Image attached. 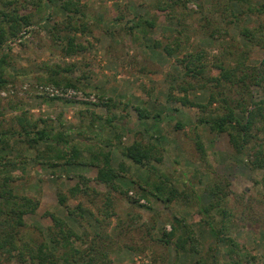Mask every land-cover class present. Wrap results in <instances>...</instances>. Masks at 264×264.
I'll return each mask as SVG.
<instances>
[{
	"label": "rangeland",
	"instance_id": "obj_1",
	"mask_svg": "<svg viewBox=\"0 0 264 264\" xmlns=\"http://www.w3.org/2000/svg\"><path fill=\"white\" fill-rule=\"evenodd\" d=\"M200 1L192 0L188 3L194 12L186 14L184 21H194ZM80 2L90 15L88 27L91 29V32L77 35V41L85 45L81 53L64 55L61 41L52 37L49 31L50 26L55 21H61L65 15L56 2L47 10L50 13L47 19H43L47 12H39L35 16V24L22 32L23 37L10 43V71L14 73V78L0 90V130L16 121V115L23 114L28 121H36L38 127L51 128L53 133L59 130L67 132L71 142L85 149L80 155L84 157L89 155L86 148L96 150L98 144H106L109 140V146H105L104 150L110 149L114 164L118 165L122 161L128 167L119 182L127 189L128 196L138 199L145 206L128 201L125 195L112 193L113 203L109 210L114 214L108 216L102 212L105 186L94 181V167L71 164L57 167L52 172L27 159L23 163L26 165L24 174L15 172L14 188L19 193L25 192L39 199V207L36 213L25 215L26 222H37L42 226L50 224V218L43 216L45 211L65 216L64 208L56 202V188L58 186L66 191L76 183L77 175L80 174L89 178V184L100 190L101 195L78 192L68 197L67 203L71 206L81 203L90 209L93 215L86 213V220H81L83 226L90 221L98 228V222L94 221L97 218L101 222L100 233L108 234L109 238L105 239L109 246L100 247L104 252L98 264H195L199 256H205V249L211 244L212 235L206 232V228H203L202 234H205L199 254H177L171 244L161 243L158 237L162 227L170 229L167 221L171 212L179 211L189 224H193L195 215L192 213L196 211L198 201H208L205 189L211 186V180L217 181L221 177L230 183L228 205L232 214L227 230L239 248V253L233 254L241 259L242 264H264V230L261 229L264 224L261 227L253 224L254 215H260L264 223V197L259 181L264 170H251L248 167L246 159L253 155L252 148L235 153L226 131L216 133L203 125L189 127L202 114L194 103L206 101L207 90L189 88L186 96L193 104L182 105L179 101L168 100V73H175L176 59L194 47L184 42L182 50L170 56L153 46L154 40L163 43L171 41L176 35V24H168L163 12L155 15V10H151L152 0ZM138 14L145 18L153 14L154 25L146 27L145 31L134 27L131 33L127 27ZM113 15L124 17L122 20H112ZM228 32L229 35L236 34L233 27H229ZM59 35L63 37L64 32ZM210 41L201 37L197 31L191 32L190 42L194 46H204L209 56L217 51L216 45ZM262 57L264 49L257 48L251 62H259ZM44 64L49 68H56V65L71 66L72 70L66 72V75L76 86L43 81L39 75L44 74V71L34 70ZM25 70L30 72L23 74ZM17 72H21L20 76L15 77ZM45 88L73 95L50 94L44 91ZM253 91L255 98H259L261 91L256 87ZM171 95L181 96L183 92L171 89ZM101 100L107 102L108 107L102 102L99 104ZM114 101L116 104H112ZM135 106L145 107L149 116L140 119ZM113 113L122 116V119L117 120L114 126H109L106 119ZM155 113H158L157 117H153ZM176 122L181 124L177 125ZM116 133L120 135L118 139ZM263 139V134H258L254 138L255 143L251 144L257 148L256 143H262ZM134 140L141 143L149 141L160 147L162 161L156 167L187 192L193 193L195 190L199 195L197 199H187L185 204L174 202L168 208L154 198L145 200L139 197L136 194L138 186L132 180L143 182L146 177L153 179L154 174L146 168H138L120 154V147ZM197 141L201 142L204 153L196 148ZM25 153L31 156L32 149ZM153 223L155 225L151 226ZM73 224H76L75 230L81 232L83 226L76 222ZM193 227L198 234L200 225ZM89 229L87 225L86 230ZM226 262H229L228 256L224 253L219 256L218 264ZM11 264L16 263L12 261Z\"/></svg>",
	"mask_w": 264,
	"mask_h": 264
},
{
	"label": "trees",
	"instance_id": "obj_2",
	"mask_svg": "<svg viewBox=\"0 0 264 264\" xmlns=\"http://www.w3.org/2000/svg\"><path fill=\"white\" fill-rule=\"evenodd\" d=\"M191 1L151 2V10H155V15L163 12L168 24H176V35L171 41L163 43L154 40L153 46L170 56L179 53L184 42L194 47L180 59H176V72L168 73V100L179 101L182 105L193 104L187 98L186 91L192 87L207 90L206 101L194 103L202 114L189 127L203 125L216 133L226 131L235 153L252 148L253 155L246 159L248 167L251 170H264V139L262 143H256L257 148L255 144H251L255 143L254 138L258 134H263L264 137V57L259 62H251L254 50L264 49V0H202L198 3V14L193 17L194 21L187 23L184 21L185 15L194 12L188 6ZM55 2L65 15L61 21H55L50 26L52 37L61 41L66 56L79 54L85 49V45L77 41V35L91 32L88 27L90 15L80 0H0V90L14 78V73L10 71V43L23 37L22 32L35 24L34 19L39 12H47L43 17L47 19L50 16L49 7ZM152 16L153 14L145 18L141 14L136 15L127 30L133 33L134 27H140L145 31L146 27L154 25ZM123 17L113 15L112 20H122ZM229 27L235 29V35H229ZM190 31H197L201 37L211 40L217 47L216 53L209 56L204 46H194L190 42ZM60 32H64L63 37L59 35ZM56 66L49 68L44 64L37 66L34 71L42 69L44 74L39 76L45 82L76 86L66 75V72L72 70L71 66ZM29 72L25 70L22 73ZM20 73L17 72L15 77L20 76ZM254 87L261 91L259 98H255ZM171 89L180 90L183 95H171ZM101 102L102 100L99 104ZM102 103L107 107L109 105L104 101ZM134 108L140 119L150 114L145 107ZM124 115L127 116V113ZM157 116L158 113H155L153 117ZM120 119L122 116L118 117L113 113L106 119L107 125L114 126ZM15 120L8 128L0 130V264H11L12 261L16 264H98L104 252L100 247L109 246L105 239L109 236L107 233H100L101 222L97 218L94 221L98 222V228L86 221V226L91 228L86 230L81 220H86V213L93 215L92 211L81 203L71 206L67 199L78 192L101 195V191L89 184V178L79 174L76 183L66 191L58 186L56 188V202L64 208L65 216L45 211L43 216L50 218V224L42 226L37 222L28 223L25 215L37 212L39 199L25 192L15 191V172L24 174L26 165L23 163L27 159L52 172L57 167L71 164L92 166L95 168L94 181L105 186L102 212L109 216L114 214L109 210L113 203L112 193L125 195L128 201L145 206L138 199L128 196L127 189L119 182L128 167L122 161L118 165L114 164L110 149L104 150L105 146H109V140L106 144H98L96 150L86 148L89 155L84 157L80 155L85 149L71 142L67 132L59 130L53 133L51 128L38 127L36 121H28L23 114L16 115ZM118 135L115 134L117 139L120 137ZM196 146L204 153L201 142L197 141ZM29 149H32V155L28 157L25 152ZM160 150L155 143L136 140L120 147L122 156L131 160L138 168H146L154 174L153 179L146 177L143 182L132 180L138 186L136 194L145 200L154 198L168 208L174 202L181 201L185 204L187 199H197L199 195L195 190L193 193L187 192L159 171L156 164L162 161ZM211 181V186L205 189L208 201H198L196 211L192 213L195 215L194 223L189 224L179 211L171 212L167 221L170 229L162 227L158 240L165 245L171 244L177 254H199L205 234H202L203 228H206V232L212 235L211 244L205 249V256H199L194 263L218 264L219 256L225 253L229 261L226 264H242L241 259L233 254L239 253L238 244L227 230L232 214L228 205L230 183L221 177L217 181ZM259 181L264 197V173ZM261 221L260 215H254V226L261 227L264 224ZM75 222L83 226L79 233L74 228ZM197 224L200 225L199 235L193 227ZM154 225L155 223L151 226ZM261 229L264 230V226ZM101 239L103 242H100Z\"/></svg>",
	"mask_w": 264,
	"mask_h": 264
},
{
	"label": "built area",
	"instance_id": "obj_3",
	"mask_svg": "<svg viewBox=\"0 0 264 264\" xmlns=\"http://www.w3.org/2000/svg\"><path fill=\"white\" fill-rule=\"evenodd\" d=\"M46 88L44 89V91H47L50 94H55V93H57V94H63V91L59 92L58 90H55L53 88H51V89H46ZM68 94H70V93H67V94L65 93V95L63 94V96H72L73 95V94H71V95H68Z\"/></svg>",
	"mask_w": 264,
	"mask_h": 264
}]
</instances>
